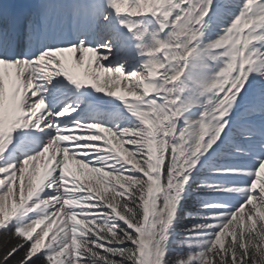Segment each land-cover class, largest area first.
Instances as JSON below:
<instances>
[{
	"label": "snow or ice",
	"instance_id": "6c2138e0",
	"mask_svg": "<svg viewBox=\"0 0 264 264\" xmlns=\"http://www.w3.org/2000/svg\"><path fill=\"white\" fill-rule=\"evenodd\" d=\"M0 233V264H264V0H0Z\"/></svg>",
	"mask_w": 264,
	"mask_h": 264
},
{
	"label": "trees",
	"instance_id": "16d2710c",
	"mask_svg": "<svg viewBox=\"0 0 264 264\" xmlns=\"http://www.w3.org/2000/svg\"><path fill=\"white\" fill-rule=\"evenodd\" d=\"M15 241L11 237L5 236L3 233H0V250H3L4 247L10 246Z\"/></svg>",
	"mask_w": 264,
	"mask_h": 264
},
{
	"label": "rangeland",
	"instance_id": "374dc122",
	"mask_svg": "<svg viewBox=\"0 0 264 264\" xmlns=\"http://www.w3.org/2000/svg\"><path fill=\"white\" fill-rule=\"evenodd\" d=\"M185 223H186V224H191V223H192V220L189 219V220L185 221Z\"/></svg>",
	"mask_w": 264,
	"mask_h": 264
}]
</instances>
